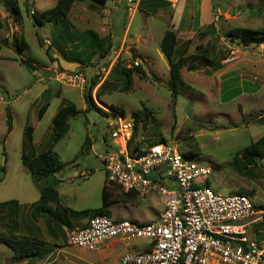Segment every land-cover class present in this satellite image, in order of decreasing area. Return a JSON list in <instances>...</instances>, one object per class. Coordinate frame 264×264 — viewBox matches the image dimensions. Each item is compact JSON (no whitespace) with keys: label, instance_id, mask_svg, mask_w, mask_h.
<instances>
[{"label":"rangeland","instance_id":"374dc122","mask_svg":"<svg viewBox=\"0 0 264 264\" xmlns=\"http://www.w3.org/2000/svg\"><path fill=\"white\" fill-rule=\"evenodd\" d=\"M4 2L0 0V96L5 100L0 103V202L37 201L40 187L47 182L31 176L21 163L24 129L31 126L34 131L32 151L25 148V153L44 152L53 114L62 104L72 103L79 113L69 120L68 133L54 147L64 165L53 175L58 181L59 200L48 207L58 208L72 228H80L87 220L80 213L102 206L105 185L108 199L114 202L107 217L137 223L157 221L163 202L156 193L125 200L120 190L105 183L101 156L106 146L121 143L114 135L118 127L116 113L109 109L113 105L135 123L131 146L145 148L162 139L176 146L180 154L210 166L209 180L216 193L245 194L261 206L262 220L247 229V237L252 238L253 232L264 236V167L261 159L250 165L240 159L245 148L264 138V50L243 49L228 36L234 29L264 32V0H140L136 9L130 8L127 0H108L95 8L88 1L75 2L68 16L56 24L40 17L56 0H16L20 12L17 23L10 19ZM114 7L120 10L117 17ZM31 9L41 26L34 25ZM110 12L113 14L105 18ZM217 14L219 20L215 21ZM166 31L176 36L174 61L186 59L180 70L183 85L175 92L168 64L159 50ZM45 39L53 46L49 51L43 46L49 45ZM227 45L238 52L229 51ZM19 46L24 48L22 53ZM47 51L49 56L62 53L78 64L76 69L86 78L82 90L55 80L56 73L70 71L53 63L43 70L49 64ZM104 52L106 58L100 60ZM92 54L97 57L87 62ZM193 55L198 59L187 58ZM136 60L141 63L135 68ZM220 61L236 64L243 71H256L261 75L253 83L256 87L226 80L220 99L216 94ZM26 63H34L35 68ZM91 79L95 82L92 101L104 114L94 109L84 112L81 93ZM42 107L45 113L37 119ZM6 112L12 118L8 135ZM135 114L140 116L136 121ZM165 185L171 186L168 182ZM36 204L16 208L0 205V232L16 234L17 238L34 237L43 244L42 257L29 264H105L99 254L70 247L64 231L68 228L35 212ZM92 217L88 215V219ZM19 262L7 245L0 244V264Z\"/></svg>","mask_w":264,"mask_h":264},{"label":"built area","instance_id":"2783aa9c","mask_svg":"<svg viewBox=\"0 0 264 264\" xmlns=\"http://www.w3.org/2000/svg\"><path fill=\"white\" fill-rule=\"evenodd\" d=\"M139 1L127 3L136 9ZM140 63L136 60L133 66ZM55 80L81 90L86 85L78 70L58 72ZM4 102L0 96V103ZM115 117L114 135L121 143L106 146L101 156L107 184L123 193H156L163 210L157 221L148 223L87 217L80 228H64L70 247L96 253L110 241L144 243L138 252L124 253L120 264H264V236L253 232L252 238L247 237V229L262 220V211L247 195L216 193L208 183L212 168L186 158L166 141L145 148L131 146L133 121ZM260 162L264 167V158Z\"/></svg>","mask_w":264,"mask_h":264},{"label":"trees","instance_id":"16d2710c","mask_svg":"<svg viewBox=\"0 0 264 264\" xmlns=\"http://www.w3.org/2000/svg\"><path fill=\"white\" fill-rule=\"evenodd\" d=\"M88 1L92 8H95L99 5H104L108 0H56L55 5L43 12L40 17L42 20L50 22V23H58L61 20H64L73 4L75 2H84ZM4 8L8 13L10 19L17 23L19 21V8L17 6L16 0H5ZM33 18V23L36 26H41V21L36 19L35 15H31ZM3 28V23L0 19V30ZM229 41L235 42L237 46L242 47L243 49L249 48H259L260 46L264 45V32L257 31V30H250V29H234L228 33ZM237 41H236V40ZM19 51L22 52L23 49L19 46ZM50 50V47L48 51ZM159 50L162 56L165 58L168 67H169V78L173 92H175L176 88L180 85H183L181 80L180 70L182 68V64L186 59H177L174 61L175 57V50H176V36L171 31H166L163 34L161 39ZM48 51L46 52L48 58L51 59L49 56ZM95 55L92 54L88 60L92 59ZM106 53H103L99 59L103 60L106 58ZM190 60H196L198 57L196 56H189L187 57ZM26 65L30 69H34L30 63H26ZM139 67V66H138ZM136 68V67H135ZM189 70L192 71L191 68ZM124 75H127V71L123 72ZM89 84V83H88ZM95 82L94 79L90 80V86L82 93L83 99L86 104V109L84 110L85 113L89 112L90 109H94L97 112L102 113L100 109H98L94 102L92 101L91 92L93 90ZM99 93H97L98 97ZM109 109L115 112L117 115L124 117L125 113L123 109L117 108L113 105H109ZM45 112V107L39 109L37 114V119H41ZM79 111L76 109L75 105L72 103L62 104L55 116L52 119L51 124V134L49 139L47 140L46 150L41 152L37 155H33L32 153H25L22 152L21 154V163L23 167L29 172V174L33 177L39 179L43 178L46 179L47 184L40 187L39 199L37 204L35 205L34 211L39 214H45L48 216L52 222H57L61 224V227H67L68 229H72L71 224L69 222L68 217L66 214L62 213L61 211L56 209H51L48 207L49 204H57L59 200V194L57 191V183L58 181L53 179V175L60 172L63 169V164L60 160L59 155L54 151L55 145L68 133L69 130V120L74 118ZM140 116L135 114V121L138 120ZM148 117V116H147ZM6 133L7 135L12 131V118L10 112H6ZM135 127V123H134ZM32 140H33V128L31 126H26L24 129V136H23V147L25 148H32ZM160 142H165L164 140L160 139ZM25 151V150H24ZM186 158L191 159L190 157L186 156ZM262 159L264 158V138H260L255 143H252L250 146L244 149L242 152L240 159L247 165L253 163L255 159ZM51 180V181H49ZM107 183V182H105ZM117 188V187H116ZM118 189V188H117ZM119 190V189H118ZM123 197L126 199L136 196L137 194L133 192L123 193L121 192ZM114 204L108 199V194L106 192V186L104 185L102 188V206L90 212L80 213L81 215L87 216L88 215H105L109 216L110 213L108 211L109 206ZM1 206L5 207H14L16 208L17 202L12 200L8 202H4L0 204ZM256 209L263 210L261 206L255 205ZM0 244L7 245L12 251L14 258L20 262L24 261H32L35 259H40L42 257V250L43 244L40 240L36 238L30 237H23L17 238L16 234L7 235L5 233L0 232Z\"/></svg>","mask_w":264,"mask_h":264},{"label":"crops","instance_id":"0c3cea01","mask_svg":"<svg viewBox=\"0 0 264 264\" xmlns=\"http://www.w3.org/2000/svg\"><path fill=\"white\" fill-rule=\"evenodd\" d=\"M193 1H196V0H193ZM112 10H113V12H117V13H114V17H117L120 10L117 7H114V9H112ZM112 14L113 13L110 12L108 16L107 15H104V16H105V18H107V17H110ZM251 15H252V13H251ZM258 16H260V15H258ZM44 41L49 44V45L43 44V46L47 50L49 49V47H50V49H51V47H53V46L50 45V42L47 39H45ZM260 48H263V50H264V45L260 46L258 49H260ZM227 49L229 51H232V52L233 51L238 52V49L233 48L232 46H229V45H227ZM54 51L57 52L56 50H54ZM20 53H22V52H20ZM63 56H64V54H62V53L61 54H59V53L58 54L57 53H53V56H51V59L47 57L48 58V61H49V64L46 65V66H43L45 68V69L43 68V70L44 71H47L46 67H48L50 65V63H53L54 65L59 66V67H61L64 70H68V71H75V70H77L76 68H78V64L76 62H73L71 60L72 58H70L68 60V59L64 58ZM95 57H97V56H95ZM93 58L90 59V60H87V62H92ZM5 59H9V58H6L5 57ZM53 59L55 60L54 62H53ZM64 61L69 62V63L68 64H64ZM228 64H230V65H228ZM31 65L33 67H35V64L34 63H31ZM220 65H221L220 73H216V77H218V82H219L218 84L220 86V89L217 90V93L216 94L219 95L220 99L223 98V94H224V91H225V88L223 90L221 89V86L223 85V82L224 81L227 80L226 83H231L232 80H234L235 83H245L246 82V83H249L252 86L256 87V85L253 84V83H255V81L257 80V78H256L257 76H261V75H259L254 70L252 71L250 69L245 68L244 69L245 71H243V70H240L239 67L236 66V64L225 63V61H220ZM45 77H47V76H45ZM224 77H226L225 80L223 79ZM236 79H238L237 82H236ZM47 80L48 81L51 80L49 78V76L47 77ZM256 84H258V83H256ZM223 86L225 87V85H223ZM238 97H240V96L239 95L238 96H235V98H238ZM85 109H86V107H85ZM83 110H84V108H83ZM83 110H81V111H83ZM55 114H56V112H55ZM55 114H53V117L55 116ZM241 115H243V111H242ZM259 118L261 119V117H259ZM33 140H34V138H33ZM33 140H32V144L34 146V141ZM24 150L25 149H24V147L22 145V152H25ZM29 150L32 151V148H30ZM37 154H39V153H36L35 155H37ZM208 183L211 186L210 180L208 181ZM38 199H39V197H38ZM38 199H37V201H38ZM35 200H36V198H35ZM37 201H32V202H29L27 204H20L18 201H16V202H17V205L18 206L25 205V206L32 207V206H34V203H37ZM4 202H8V201H1L0 204L1 203H4ZM256 236H257V234H256ZM257 237H263V236H257ZM144 246L145 245L142 242H136V243H133L131 245H126V244H124V243H122L120 241H116L115 240V241H110V242H107V243L103 244L100 247V250L98 252L94 253V254H99L100 259L105 264H120V258L122 257V255L124 253L130 252V251L131 252H138ZM33 261H36V259L35 260H32V261L19 262V264H29V263H31Z\"/></svg>","mask_w":264,"mask_h":264},{"label":"bare ground","instance_id":"6f19581e","mask_svg":"<svg viewBox=\"0 0 264 264\" xmlns=\"http://www.w3.org/2000/svg\"><path fill=\"white\" fill-rule=\"evenodd\" d=\"M96 102H97V104H98L100 107H102V109L104 108L103 106H101L102 104H100V103L98 102V100H97ZM104 109H106V108H104Z\"/></svg>","mask_w":264,"mask_h":264}]
</instances>
